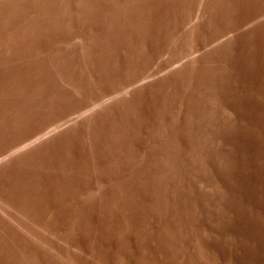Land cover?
<instances>
[{
    "label": "rangeland",
    "instance_id": "1",
    "mask_svg": "<svg viewBox=\"0 0 264 264\" xmlns=\"http://www.w3.org/2000/svg\"><path fill=\"white\" fill-rule=\"evenodd\" d=\"M0 264H264V0H0Z\"/></svg>",
    "mask_w": 264,
    "mask_h": 264
}]
</instances>
